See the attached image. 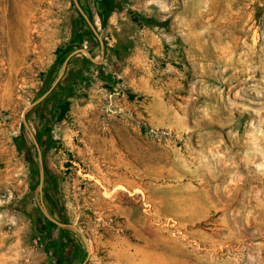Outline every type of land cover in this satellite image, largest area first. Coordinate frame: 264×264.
I'll return each instance as SVG.
<instances>
[{
  "label": "rangeland",
  "instance_id": "obj_1",
  "mask_svg": "<svg viewBox=\"0 0 264 264\" xmlns=\"http://www.w3.org/2000/svg\"><path fill=\"white\" fill-rule=\"evenodd\" d=\"M79 3L106 53L54 91L81 74L45 122L55 194L48 111H24L101 43L74 0H0V264H51L42 205L86 236L79 264H264V0Z\"/></svg>",
  "mask_w": 264,
  "mask_h": 264
},
{
  "label": "flooded vegetation",
  "instance_id": "obj_2",
  "mask_svg": "<svg viewBox=\"0 0 264 264\" xmlns=\"http://www.w3.org/2000/svg\"><path fill=\"white\" fill-rule=\"evenodd\" d=\"M50 120V115L43 117L44 124ZM45 126V125H44ZM46 179L48 175L46 173ZM59 202L56 199V203ZM50 215L59 223L67 224L68 220L66 218L65 212L62 207L58 205L56 209L48 208ZM45 216V215H44ZM47 221L45 225L39 226V232L43 233L45 230L57 228L58 233L56 234L53 242L51 243L53 249V256L51 257V264H79L82 262L83 257V245L82 241L84 240L82 235L71 230H66L58 225L55 221L50 220L45 216Z\"/></svg>",
  "mask_w": 264,
  "mask_h": 264
},
{
  "label": "water",
  "instance_id": "obj_3",
  "mask_svg": "<svg viewBox=\"0 0 264 264\" xmlns=\"http://www.w3.org/2000/svg\"><path fill=\"white\" fill-rule=\"evenodd\" d=\"M74 4L75 6L78 8V10L81 12V14L84 16V18L86 19V21L89 23L91 29L93 30L94 34L96 35V37L99 39L100 43H101V47H102V55L98 56L96 54H94L90 49L85 48H80L77 49L76 51L72 52L67 59L65 60L63 66H62V71L58 77V79L56 80V82L54 83V85L43 95L41 96L36 102H34L32 105L28 106L26 108V110L24 111V123L25 125L28 127V123H27V112L36 109L37 107H39L40 105H42L43 103H45L53 94L54 91L57 89V87L60 85L61 81L64 79L69 63L70 61L78 56V55H87V56H94L98 59H104L105 53H106V45L104 43V41L101 39L98 31L96 30V28L94 27V25L91 23L89 16L87 15V13L85 12V10L82 8V6L79 3V0H74ZM31 137L34 141V143L37 146V149L39 151V158H40V174H41V180H40V189L42 190L44 187V183L46 180V174H45V164H44V154H43V150L42 147L40 146L36 136L34 134H31ZM42 211L44 212L45 216L47 218H49L52 221H55L58 225H60L62 228L66 229V230H71L73 232H77L80 233L83 237V239L86 241V243L88 244V241L86 239V236L76 227H74L73 225L67 223V224H62L57 222L49 213L48 209L42 205L41 206Z\"/></svg>",
  "mask_w": 264,
  "mask_h": 264
},
{
  "label": "trees",
  "instance_id": "obj_4",
  "mask_svg": "<svg viewBox=\"0 0 264 264\" xmlns=\"http://www.w3.org/2000/svg\"><path fill=\"white\" fill-rule=\"evenodd\" d=\"M87 7L84 6V9H86ZM144 22L147 26H163V27H167L168 26V22H164V23H157L156 21H154L153 19H144ZM91 35H93V33H91ZM91 50H94V48L92 46H90ZM83 48V47H81ZM80 49V48H79ZM68 57V55L66 57H63L61 58L60 60H58V62L55 64V66H53L52 68V72L53 71H59L60 67L62 66V64L64 63L65 59ZM84 62L89 65H94V63L91 61V59H89L87 56L84 55ZM81 74H76V76L74 77V79L72 80V83L66 85L64 87V90L62 92V95H60L59 97H55V95L53 94L45 103H43L42 105H40L39 107H37L36 109H39V108H42V107H45L46 110L48 111V114L50 115V118H52V116H54V113L53 111H51V109L56 105V104H62L66 101V98L68 97H72L73 96V91H72V86L74 84V81L76 82L79 78H80ZM62 82V81H61ZM61 84V83H60ZM45 92L47 90H44ZM44 92V93H45ZM50 106V109L49 107ZM66 108V107H65ZM64 108V109H65ZM35 109V110H36ZM63 109V110H64ZM66 111H68L67 109H65ZM51 111V112H50ZM50 123L52 122V119L49 121ZM42 127L39 128L40 131L39 133H36V138L37 140L39 141L41 147H42V150H43V154L45 156V148L47 146V138H48V135L50 133L48 127L44 126V121L41 123ZM50 125V124H49ZM17 145L19 147V149L22 151V150H25L26 152H30V147H29V144H28V140L26 137H19L18 138V141H17ZM45 164V163H44ZM45 170H46V173L47 175L49 176V179H50V188L52 189V191L55 193V194H58L59 193V187H58V182H57V179L53 176V175H50V173L48 172V169L46 167V164H45ZM68 222V221H67Z\"/></svg>",
  "mask_w": 264,
  "mask_h": 264
},
{
  "label": "bare ground",
  "instance_id": "obj_5",
  "mask_svg": "<svg viewBox=\"0 0 264 264\" xmlns=\"http://www.w3.org/2000/svg\"><path fill=\"white\" fill-rule=\"evenodd\" d=\"M122 188H124V187H122ZM140 193H142V192L140 191Z\"/></svg>",
  "mask_w": 264,
  "mask_h": 264
}]
</instances>
